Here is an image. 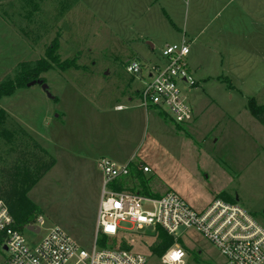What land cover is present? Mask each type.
<instances>
[{"label":"rangeland","instance_id":"1","mask_svg":"<svg viewBox=\"0 0 264 264\" xmlns=\"http://www.w3.org/2000/svg\"><path fill=\"white\" fill-rule=\"evenodd\" d=\"M120 2L129 16L120 15ZM134 8L135 0H0V83L15 78L20 64L32 67L45 58L51 44L57 43L61 62L41 74L54 99L39 84L0 99L9 114L5 127H23L55 159L28 193L46 223L41 234L24 230L31 241L59 226L85 248L92 246L101 157L148 165L143 173L152 193L174 190L198 209L227 192L264 226V128L254 123L240 95L217 79L204 84L197 74V85L187 92L192 123L178 126L136 106L143 83L127 65L138 57L155 63L163 58L162 45L152 50L147 37H139ZM71 59L74 65L62 69ZM117 103L127 107L117 110ZM6 146L0 135V149ZM150 234L119 238L147 254ZM181 242L191 264H230L193 229ZM5 256L0 248V262ZM148 264L160 261L150 257Z\"/></svg>","mask_w":264,"mask_h":264},{"label":"built area","instance_id":"2","mask_svg":"<svg viewBox=\"0 0 264 264\" xmlns=\"http://www.w3.org/2000/svg\"><path fill=\"white\" fill-rule=\"evenodd\" d=\"M190 50L184 38L161 49L160 63L134 59L127 65V71L143 83L139 106L156 110L176 125H188L195 119L187 95L197 83L187 62ZM131 162L121 164L107 157L98 160L103 182L89 249L59 226L46 229L40 239L31 241L24 230L41 234L46 225L44 217L36 214L32 223L18 228L0 199V248L6 252L0 264H148L150 257L160 264H191L180 243L191 229L207 239L230 264H264V226L239 202L216 197L198 209L174 190L156 195L129 189L121 182L131 175ZM140 170L149 172L150 167L142 165ZM158 228L174 238V244L161 256L151 250V245L145 254L119 238L147 230L155 241Z\"/></svg>","mask_w":264,"mask_h":264},{"label":"crops","instance_id":"3","mask_svg":"<svg viewBox=\"0 0 264 264\" xmlns=\"http://www.w3.org/2000/svg\"><path fill=\"white\" fill-rule=\"evenodd\" d=\"M119 5L120 15L129 16V8L123 2ZM133 16L141 27L136 30L139 37H147L150 49L186 38L194 76L204 84L220 80L243 98L248 111L250 98L264 104V0H135ZM139 95L140 90L136 106ZM118 105L127 107L117 103L114 108ZM249 113L254 123L260 122ZM260 124L264 128V122Z\"/></svg>","mask_w":264,"mask_h":264},{"label":"trees","instance_id":"4","mask_svg":"<svg viewBox=\"0 0 264 264\" xmlns=\"http://www.w3.org/2000/svg\"><path fill=\"white\" fill-rule=\"evenodd\" d=\"M56 46L57 43L51 44L45 58L38 59L34 66L20 64L15 78L4 79L0 83V99L14 94L18 88L24 87L32 80L46 81L41 74L57 69L61 65L59 57L55 54ZM72 62V59L63 62L62 66L65 67L62 69L74 65ZM248 108L256 119L264 122V104H258L255 98H250ZM8 116V112L0 108V135L8 145L0 149V199L5 202L14 218L15 226L23 228L34 221L39 211L37 204L29 198L28 193L54 166L55 159L23 127L14 131L7 129L5 124ZM139 167L132 165L131 175L124 178L121 185L143 193L155 194L147 187L144 173ZM217 197L235 201L227 192H221ZM157 233L158 236L150 248L155 254L161 256L174 244V238L160 228L157 229ZM180 243L182 244L181 240ZM124 244L123 242L122 245L126 246Z\"/></svg>","mask_w":264,"mask_h":264},{"label":"water","instance_id":"5","mask_svg":"<svg viewBox=\"0 0 264 264\" xmlns=\"http://www.w3.org/2000/svg\"><path fill=\"white\" fill-rule=\"evenodd\" d=\"M36 84H39L41 85L42 89L47 93V95L50 97V98H53L54 99V96L53 94L50 92L49 90V86L48 84L46 83V81H44L43 79H35V80H32L30 82H28L26 85L28 87L30 86H33V85H36ZM29 229H33V226H29ZM150 229H152V227H150Z\"/></svg>","mask_w":264,"mask_h":264}]
</instances>
